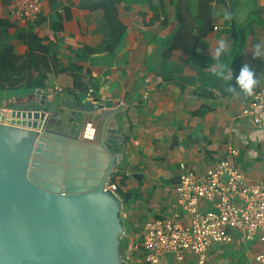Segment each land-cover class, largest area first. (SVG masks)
I'll return each mask as SVG.
<instances>
[{"label": "crops", "instance_id": "0c3cea01", "mask_svg": "<svg viewBox=\"0 0 264 264\" xmlns=\"http://www.w3.org/2000/svg\"><path fill=\"white\" fill-rule=\"evenodd\" d=\"M104 1L40 0L42 21L29 25L11 16L13 0H0V54L13 48L25 57L29 49L19 36L34 27L57 60L37 89L3 90L19 93L0 108L11 110L42 90L54 126L95 138L96 125L80 107L120 102L113 120L126 144L116 148L120 161L111 183L122 202L121 258L146 264L141 246L146 222L181 213L176 206L181 164L205 173L228 159L249 182L264 184V128L241 117L248 94L226 90L245 64L256 73L254 89L264 87V58H253L254 45L264 42V0H121L116 20L126 33L111 52L105 44L112 29L98 8ZM221 41L225 51L217 58ZM70 68L82 70L83 87L76 91ZM181 223L189 218L182 215ZM260 252V243L235 235L232 244L212 247L204 264H261ZM159 264L200 262L188 253L182 262L165 255Z\"/></svg>", "mask_w": 264, "mask_h": 264}, {"label": "water", "instance_id": "95a60500", "mask_svg": "<svg viewBox=\"0 0 264 264\" xmlns=\"http://www.w3.org/2000/svg\"><path fill=\"white\" fill-rule=\"evenodd\" d=\"M47 99L0 108V264H127L122 202L106 189L126 144L120 102L80 107L93 138L54 126Z\"/></svg>", "mask_w": 264, "mask_h": 264}, {"label": "built area", "instance_id": "2783aa9c", "mask_svg": "<svg viewBox=\"0 0 264 264\" xmlns=\"http://www.w3.org/2000/svg\"><path fill=\"white\" fill-rule=\"evenodd\" d=\"M10 11L13 18L33 25L42 17L43 6L40 0H13ZM247 99L241 117L264 128V87L254 89ZM180 171L176 206L181 213L146 222L141 236L145 263L159 264L165 255L182 262L191 253L204 264L212 247L230 245L238 235L243 242L260 243L256 260L264 264V184L249 182L228 159L205 173L185 164ZM106 189L118 197L117 184L109 182ZM182 215L189 218L186 225Z\"/></svg>", "mask_w": 264, "mask_h": 264}, {"label": "trees", "instance_id": "16d2710c", "mask_svg": "<svg viewBox=\"0 0 264 264\" xmlns=\"http://www.w3.org/2000/svg\"><path fill=\"white\" fill-rule=\"evenodd\" d=\"M120 1L106 0L98 5L99 9L104 10V18L112 29V38L105 44V49L110 52L123 40L126 33V29L116 20L115 5ZM39 21L37 25H40L41 22ZM19 40L28 47L29 52L22 58L16 56L13 48H8L0 54V91L18 87L29 91L37 89L51 71L50 64L56 65L57 60L53 52V46H44V39L38 36L34 27L28 32L20 34ZM90 52L94 53L93 50ZM66 71L73 79V91L81 89L83 87L82 70L80 68H70ZM60 72H65V70H60Z\"/></svg>", "mask_w": 264, "mask_h": 264}, {"label": "clouds", "instance_id": "9594fccd", "mask_svg": "<svg viewBox=\"0 0 264 264\" xmlns=\"http://www.w3.org/2000/svg\"><path fill=\"white\" fill-rule=\"evenodd\" d=\"M225 51V44L220 42L219 47L216 50V57L218 58ZM253 58H264V42L257 43L253 47ZM221 79H227L224 73L218 74ZM256 73L250 68L248 64H245L239 72V75L235 77V86L229 84L226 88L227 91L236 93L237 88L244 94L251 95L255 85L258 83Z\"/></svg>", "mask_w": 264, "mask_h": 264}, {"label": "rangeland", "instance_id": "374dc122", "mask_svg": "<svg viewBox=\"0 0 264 264\" xmlns=\"http://www.w3.org/2000/svg\"><path fill=\"white\" fill-rule=\"evenodd\" d=\"M19 93L16 90L11 91H0V106L4 105L5 102H7V99L11 98L12 96L17 95ZM8 107H11V105H8ZM11 109V108H9Z\"/></svg>", "mask_w": 264, "mask_h": 264}]
</instances>
